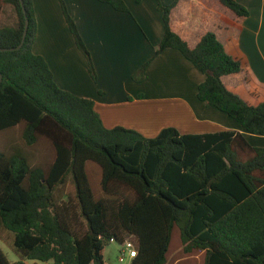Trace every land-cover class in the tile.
<instances>
[{"label": "trees", "instance_id": "16d2710c", "mask_svg": "<svg viewBox=\"0 0 264 264\" xmlns=\"http://www.w3.org/2000/svg\"><path fill=\"white\" fill-rule=\"evenodd\" d=\"M129 12L124 0H97ZM234 17L236 0H217ZM78 49L96 68L76 22L60 0ZM180 0L159 4L165 50L182 53L205 76L198 99L264 136V102L253 106L224 83L242 72L216 32L195 44L172 28ZM5 7L14 23H1ZM26 13H24V9ZM0 240L18 256L0 264H105L112 241L135 243L130 264H264V148L234 131L182 134L164 129L148 139L107 129L93 100L58 87L47 61L33 51L38 24L33 0H0ZM149 63L134 76L142 82Z\"/></svg>", "mask_w": 264, "mask_h": 264}, {"label": "crops", "instance_id": "0c3cea01", "mask_svg": "<svg viewBox=\"0 0 264 264\" xmlns=\"http://www.w3.org/2000/svg\"><path fill=\"white\" fill-rule=\"evenodd\" d=\"M90 51L98 80L78 49L60 0H33L38 34L33 46L54 74L58 87L93 100L107 129L123 127L148 139L164 129L182 134L221 131L242 133L254 147L264 148V136L248 133L226 113L198 99L205 81L180 51L154 57L164 37L158 6L176 0H124L129 12H117L97 0H63ZM249 11L238 19L217 0H180L172 28L191 44L214 31L227 51L242 62V72L224 79L229 90L247 103L264 102V0H236ZM149 63L142 82L133 76Z\"/></svg>", "mask_w": 264, "mask_h": 264}, {"label": "rangeland", "instance_id": "374dc122", "mask_svg": "<svg viewBox=\"0 0 264 264\" xmlns=\"http://www.w3.org/2000/svg\"><path fill=\"white\" fill-rule=\"evenodd\" d=\"M10 12H11L10 8L5 7L2 20H1L2 25L14 23L13 17L10 14ZM17 135H18L17 131H12V132L0 135V148L5 149L8 142L14 141L17 138ZM0 248L2 252L5 254L6 258L11 263H15L19 261L18 256L11 250L10 247H8L1 240H0ZM122 249H123V245L118 243L117 241H112L111 243H109L105 247L104 252H103L105 264H130L131 260L129 258H127L124 262H121L119 260ZM33 263L34 262H28V264H33ZM38 264H53V262H38Z\"/></svg>", "mask_w": 264, "mask_h": 264}, {"label": "built area", "instance_id": "2783aa9c", "mask_svg": "<svg viewBox=\"0 0 264 264\" xmlns=\"http://www.w3.org/2000/svg\"><path fill=\"white\" fill-rule=\"evenodd\" d=\"M139 252L135 245V243L132 240H127L123 244V249L121 251V255L119 257V260L121 262H124L127 258L130 260L136 258L138 256Z\"/></svg>", "mask_w": 264, "mask_h": 264}, {"label": "water", "instance_id": "95a60500", "mask_svg": "<svg viewBox=\"0 0 264 264\" xmlns=\"http://www.w3.org/2000/svg\"><path fill=\"white\" fill-rule=\"evenodd\" d=\"M21 3H22V5H23V0H21ZM23 9H24V13H26L24 7H23ZM28 27H29V22H28V20H26V25H25V30H24L23 39H22L21 44H20L17 48H0V52H10V51L20 50V49L23 47V45H24V43H25V41H26L27 33H28ZM1 82H2V76H1L0 85H1Z\"/></svg>", "mask_w": 264, "mask_h": 264}]
</instances>
